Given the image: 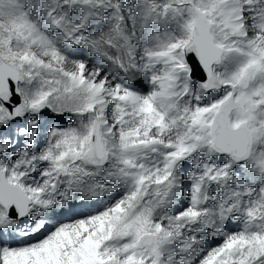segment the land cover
Returning a JSON list of instances; mask_svg holds the SVG:
<instances>
[{
  "label": "snow or ice",
  "instance_id": "snow-or-ice-1",
  "mask_svg": "<svg viewBox=\"0 0 264 264\" xmlns=\"http://www.w3.org/2000/svg\"><path fill=\"white\" fill-rule=\"evenodd\" d=\"M0 264H264V0H0Z\"/></svg>",
  "mask_w": 264,
  "mask_h": 264
}]
</instances>
